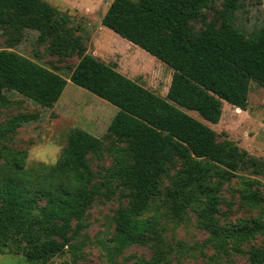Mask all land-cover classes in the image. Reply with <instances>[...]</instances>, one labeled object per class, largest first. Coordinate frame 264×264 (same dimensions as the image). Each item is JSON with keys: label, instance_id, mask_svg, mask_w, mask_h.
Instances as JSON below:
<instances>
[{"label": "trees", "instance_id": "obj_1", "mask_svg": "<svg viewBox=\"0 0 264 264\" xmlns=\"http://www.w3.org/2000/svg\"><path fill=\"white\" fill-rule=\"evenodd\" d=\"M214 0H112L101 25L172 70L164 98L86 54L72 18L43 0H0V31L9 47L26 30L36 33L49 55L76 57L69 82L116 108L103 138L80 129L67 137L53 164L24 166L25 150L0 149V251L45 264L68 252L77 259L84 243L78 236L95 200L118 192L112 215L113 236L104 247L108 261L136 246L148 257L131 264H164L166 244L161 213L174 224L191 212L206 244L217 254H245V264H264V245L242 247L264 238V160L233 142H217L213 130L185 114L194 111L214 123L221 102L244 109L250 82L264 89V22L252 31L238 28L240 0H221L218 17L200 13ZM202 27L195 30L192 23ZM67 81L52 69L8 49H0V105L13 92L51 108ZM36 115H17L0 126V139L14 134ZM103 139L108 141L103 147ZM111 158L96 181L90 159ZM172 170L170 182L162 177ZM237 180L241 208L255 211L220 225L224 187ZM232 203H229V206Z\"/></svg>", "mask_w": 264, "mask_h": 264}, {"label": "rangeland", "instance_id": "obj_2", "mask_svg": "<svg viewBox=\"0 0 264 264\" xmlns=\"http://www.w3.org/2000/svg\"><path fill=\"white\" fill-rule=\"evenodd\" d=\"M58 11L68 14L78 28L74 32L79 36L86 49V54L94 59L113 67L120 74L138 83L144 88L164 98L170 84L172 70L155 60L145 51L121 39L116 34L101 25V18L112 0H43ZM239 10L235 13V25L244 30L252 31L264 22V0H240ZM221 0H214L208 9L200 13L202 19L210 22L218 17L222 9ZM195 30L202 24L192 23ZM6 37L0 31V49H8L30 59L45 68L52 69L63 77L67 83L59 100L51 108H42L24 99L22 96L6 92L7 104L0 105V126L5 125L17 115H36L37 119L23 123L14 134H8L6 139H0L2 152L11 150H25V165L29 167L35 163L53 164L59 157L66 144L68 135L76 129L103 138L106 128L116 112V108L92 95L88 91L70 83L68 78L70 68L77 63L76 57L64 60L49 55L46 46L38 44L36 33L26 30L22 39L15 46L9 47ZM247 103L244 109H237L222 101L219 117L216 122L209 123L202 120L196 112L181 109L185 114L198 120L213 130L217 142L228 140L249 155L264 160V89L254 82L249 84ZM108 141L103 139V147ZM0 159V164L2 163ZM111 158L105 151L99 161L90 159L96 181L101 179ZM172 170L162 177V187L170 182ZM264 184V175L259 176ZM238 188L237 180H233L228 187H224L222 196L224 202L220 205V225L233 222L235 218H250L255 211L241 208L237 194L232 192ZM118 192L110 199L95 200L87 210L83 219L84 226L78 236L84 243L77 259L66 252L51 259L45 264H131L139 257H148L145 248L130 246L121 257L108 261L105 246L113 236L114 227L112 215L118 206ZM229 203H232L229 206ZM161 213L160 222L164 226L165 242L172 248L170 261L164 264H245V254H217L206 244L207 233L199 229L195 222V215H187L179 224L170 222ZM264 245V238L245 244L242 249L250 246ZM0 264H39L30 263L22 255H16L6 249L0 251Z\"/></svg>", "mask_w": 264, "mask_h": 264}]
</instances>
